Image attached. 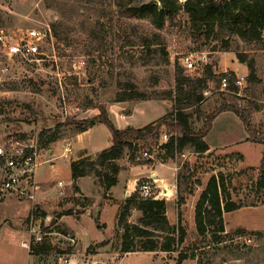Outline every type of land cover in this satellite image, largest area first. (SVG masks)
<instances>
[{"label":"rangeland","instance_id":"rangeland-1","mask_svg":"<svg viewBox=\"0 0 264 264\" xmlns=\"http://www.w3.org/2000/svg\"><path fill=\"white\" fill-rule=\"evenodd\" d=\"M152 1L157 0H0V30L17 38L35 26L43 29L49 26L53 32L42 49L40 61L12 64L9 75L0 72V143L8 135L25 142L39 140L44 131V140L54 135L58 138L46 147L40 145L42 157L36 181L42 184L43 191L39 192L37 201H29L15 192L0 191V264H27L30 255L35 264H63L59 256L64 253L70 255V260L78 254L83 264H93L95 259L104 257L103 243L112 242L111 250L121 247L122 233L117 230L120 202L110 191L105 194L93 177H87L83 186L76 190L70 166L72 160L95 157L109 148L111 132L106 125L98 124L92 127L91 133H81L79 126L67 124V120L91 119L100 113L95 107L105 105L114 122V115L117 118V112L121 114L118 117L120 126V120L130 121L134 114L143 117L134 124L142 125L152 119L156 122L173 110L172 100L116 102L117 92L130 85L149 94L173 90L180 57L198 50L209 52V65L214 66L215 72L228 70L237 76L245 75L246 81L236 93L221 91L220 85L210 81L204 92L205 100L192 118L193 125L196 130L200 129L207 115L221 107L238 109L251 128L247 140L251 145L237 144L230 152H243L246 157L240 153L198 154L188 149L175 160L163 159L159 155L163 136L167 134L169 138L172 134L164 125L159 140L141 141L131 152L133 159L131 154H126L119 164L122 170L149 164L154 169L158 166L184 172L183 187L193 188L194 195L189 196L183 210L189 234L180 249L194 250L197 264H264V190L257 193L255 182L259 167L250 166L260 163L264 148V41L244 44L238 40L239 52L248 61L255 60L257 81L249 80V67L239 61L237 52L216 50L218 41L205 44L204 40L193 38L185 16L159 31L168 54L166 57L161 49H155L156 45L150 48L143 45L142 35L153 41L154 29L147 22L123 15L124 5L129 7ZM230 112L217 125L215 133L220 132V138L225 136L221 132L225 121L231 128L230 139L237 138L243 131L242 126L232 120L234 112ZM68 146L73 148L72 153L65 151ZM144 149L152 151V160L141 156ZM239 172L243 173L237 175ZM220 173L233 176L228 190L234 200L246 206L225 215L224 241L216 243L211 233L207 238L199 236L193 206L211 176ZM90 178L97 185H93ZM2 181L0 164V185ZM59 181L64 182V195L55 188ZM34 207L38 208L40 216L47 218L46 223L79 237L68 225L58 223V218L72 212L69 219L83 235L82 244L78 238L75 246H36L31 252L23 248L20 242L30 236L28 218ZM172 209L178 214L177 206L172 207L171 212ZM140 216L139 211H133L131 222H138ZM176 255L178 253L171 256ZM135 260L140 259L135 255L121 264H131ZM156 260L155 264H177L172 257L165 262L160 257ZM184 264H192V261Z\"/></svg>","mask_w":264,"mask_h":264},{"label":"trees","instance_id":"trees-1","mask_svg":"<svg viewBox=\"0 0 264 264\" xmlns=\"http://www.w3.org/2000/svg\"><path fill=\"white\" fill-rule=\"evenodd\" d=\"M123 13L124 17L147 22L154 29V42L150 40L149 36L144 35L140 37L141 41L148 48L156 45L155 49H161L166 57L168 54L166 48H163L162 36L159 31L165 29L179 17L185 16L187 29L193 38L202 39L205 44L210 41H218L219 46H216V50L237 52L239 61L249 67V80L257 81L255 60L248 61L246 56L239 52L237 46L239 41L244 44H258L264 41V0H157L129 7L124 5ZM232 75L234 77L231 78L228 89L230 92L236 93L239 91V87L235 86L236 73L232 72ZM223 76V74L215 72L214 66L211 64L206 66L201 76L187 74L183 66L178 64L173 90L162 92L163 94L160 92L149 94L140 92L133 85L119 90L116 102L137 99H169L173 101L171 112L156 122L141 128L133 126L125 129L119 128L105 105H97L95 108L99 109L100 113L91 119L81 122L67 120V124L79 126L81 133L98 124H104L112 135V145L97 153L95 157L71 161L72 181L76 190H78L77 181L80 178L93 177L103 188L105 194L109 192L119 182V174L123 169L119 161L126 154H131L141 141L151 138L159 140L164 125L172 132L169 140L160 146L159 155H162V158L166 160H175L188 149L198 154L207 153L210 147L206 137L217 116L226 111H233L240 117L247 131L251 133L249 123L240 111L228 107H221L208 114L200 129L196 130L193 125L192 118L205 100L204 92L207 90L209 82L214 81L220 85ZM45 134V131L42 132L38 140L39 144L41 143L40 145L44 147L58 139L54 135L46 141L44 140ZM131 159H133L132 154ZM242 173L239 172L237 175ZM232 177L226 176L224 173L211 176L200 192L195 206V223L199 236L207 238L211 233L216 243L224 241L225 214L246 206L243 202L234 200L232 193L228 190V185L232 183ZM185 180L184 172H179L177 224H172L168 218V202L165 198H145L137 190L120 203L117 230L122 233L121 253L135 251L178 253V264H182L187 259L197 258L194 250L180 249L189 234L183 210L189 196L194 195L193 188H189L188 185L183 187ZM255 187L257 193L264 190V148ZM133 211L141 213L138 222L135 223L130 220ZM66 214L70 215L72 212H66L64 215ZM256 234L263 236L261 232H256ZM42 247L51 246L42 245Z\"/></svg>","mask_w":264,"mask_h":264},{"label":"built area","instance_id":"built-area-1","mask_svg":"<svg viewBox=\"0 0 264 264\" xmlns=\"http://www.w3.org/2000/svg\"><path fill=\"white\" fill-rule=\"evenodd\" d=\"M52 36L53 32L49 26L44 29L35 26L18 38L4 30H0L1 74L9 75L12 73V64L40 61V56L43 55L42 49ZM180 64L187 74L201 76L206 66L209 65V52L204 50L187 52L180 57ZM221 74L224 76L220 83V90L229 91L230 80L234 76L228 70L222 71ZM245 81L246 76H235V86L241 88L244 86ZM168 140V135L165 134L163 143ZM65 151L72 153L73 148L68 146ZM151 152L150 149H144L141 151V156L152 160L154 156ZM41 157V146L37 139L25 142L18 137L8 135L0 143V164L3 175L0 191L3 193L15 192L29 201H37L39 192L43 191L42 184L36 181L38 168L41 165ZM158 182L159 177L155 174L141 180L139 185L140 195L145 198L153 197L157 199L168 197L167 190H158ZM55 188L60 189L59 193L64 195L63 181H59ZM46 220L47 218L40 216L38 208L34 207L28 218L30 236L20 242L23 248L31 252L36 246L56 247L60 244H68V246L77 244L78 237L76 235L63 233L57 230L54 225L46 223ZM69 256L68 253L61 254L59 256L61 263L69 264Z\"/></svg>","mask_w":264,"mask_h":264},{"label":"crops","instance_id":"crops-1","mask_svg":"<svg viewBox=\"0 0 264 264\" xmlns=\"http://www.w3.org/2000/svg\"><path fill=\"white\" fill-rule=\"evenodd\" d=\"M242 64H244V63H242ZM232 70L235 72H239L238 69H236V70L232 69ZM240 76H245V75H240ZM229 113H232V112L229 111L226 113H221L214 120L213 125H212V129L206 137V141L210 147V150L207 153H209V152L226 153L228 155H232L233 153H240L241 155L246 157V155L243 152H233V151L230 152V148L232 146L237 145V144L251 145V143L249 141H247V139L249 138L248 131L246 129L244 122L240 119V117H238L236 114L233 113V115H235V116L232 118V120L234 121V123L237 126H240V127L242 126V129L244 131V133H243V131L240 130L241 131L240 135L237 138H231L230 139L228 137V135H229L228 133H231L230 132L231 128L227 127L228 126L227 124L225 125V123H227V121L223 122L222 125H224V126L221 127L224 129L221 132L223 133V135H225V136L227 135V137L224 136V137L220 138V136H219L220 132L215 133V131L217 129V125H219V120L221 121V119H223L225 117V115L229 114ZM117 115H118V117L121 116V114L118 112H117ZM118 117L116 118L114 115L115 122L118 125V127L121 129H124V128L129 127V126L141 128V127H144V126H146L152 122H155L154 121L155 119H152L151 121H146L145 124L139 125V124L135 123L136 124L135 125L134 122H136L140 118L142 119L143 117L142 116L141 117L140 116L135 117V114H134L131 116L132 120H130V121L120 120V124H122V126H120ZM92 131H93V128H90L89 131H85V133H87V132L91 133ZM81 135L82 134H80L79 136L81 137ZM51 151L52 150H49V152H51ZM262 152H263V150H262ZM260 164H261V161L258 165H250V166L255 168V167H259ZM177 171H178L177 168L174 171L171 168L160 169L158 166H157V168L154 169L149 164L141 165V166H139L138 169H137V167H132L129 170L124 169L119 174L118 184L115 185L114 187H112V189L110 190V193H112V197L116 201L122 203L123 200L130 197L133 193H135L137 190H139L138 186L140 183L138 184V182H141V178L150 177L151 175L155 174L159 177V182L157 183L159 191L161 189H164L165 191L167 190V193H168V197L165 198L168 202V209H167L168 218L172 224H177L178 223V214L173 209L171 212V208L172 207L175 208L177 206V200H178V172ZM85 179H87V177L80 178L77 181V185L80 187L83 186ZM90 179H91L93 185H97V184H95L94 179H92V178H90ZM70 182H72V181H70ZM82 192H84V189H82ZM196 203H197V201L195 202V204L193 206L194 223H195V206H196ZM110 205L111 204L109 203V206ZM170 213H172V214H170ZM226 214H228V213H226ZM70 217H71V215H62L60 218H58V223L66 224V225H68V227H70V229H73L74 231H76V234L79 236L78 238L81 240L80 243L82 244L83 235L76 228V226L74 224L75 222H73L69 219ZM69 221H71V222H69ZM72 222H73V224H71ZM195 226H196V223H195ZM111 245H112V242H108V243L106 242V243L102 244V249L105 252L104 257H101L102 260H99V259H95L94 261L92 260L93 264H96L98 262L100 264H121V263L125 262L127 259H129L130 257H133L135 255L137 257H139L140 260H137L138 262H136V260H135L131 264H155V261H157L156 259L159 257L162 259L161 261H163V262H165L168 259V257H172L173 259L176 260V262L178 264L177 255L171 256L172 255L171 253L152 252V251H135V252H129V253H121L120 248L118 250L109 249V248H111ZM83 248H86V247H83ZM173 254L175 255V253H173ZM29 257H30V261L27 264H35V260L33 258V255H30ZM78 257H79L78 254H74L70 260V264H83L81 262V259H79ZM187 261H192V264H197V262H198L197 259H187L182 264H184ZM140 262H142V263H140ZM85 264H87V263H85ZM88 264H91V263L88 262Z\"/></svg>","mask_w":264,"mask_h":264}]
</instances>
